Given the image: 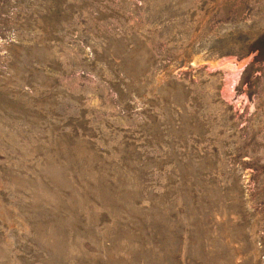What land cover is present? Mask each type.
Wrapping results in <instances>:
<instances>
[{
  "label": "rangeland",
  "instance_id": "1",
  "mask_svg": "<svg viewBox=\"0 0 264 264\" xmlns=\"http://www.w3.org/2000/svg\"><path fill=\"white\" fill-rule=\"evenodd\" d=\"M0 264H264V0H0Z\"/></svg>",
  "mask_w": 264,
  "mask_h": 264
}]
</instances>
